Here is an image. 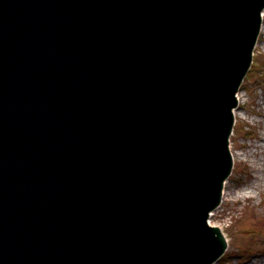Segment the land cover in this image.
Masks as SVG:
<instances>
[{"label":"water","instance_id":"1","mask_svg":"<svg viewBox=\"0 0 264 264\" xmlns=\"http://www.w3.org/2000/svg\"><path fill=\"white\" fill-rule=\"evenodd\" d=\"M264 0H0V264H212Z\"/></svg>","mask_w":264,"mask_h":264},{"label":"rangeland","instance_id":"2","mask_svg":"<svg viewBox=\"0 0 264 264\" xmlns=\"http://www.w3.org/2000/svg\"><path fill=\"white\" fill-rule=\"evenodd\" d=\"M255 53L232 136L235 168L226 184L224 202L212 217L229 240V249L217 264H230V259L241 264L247 256L264 255V127L259 121L264 120V107H258L259 100L264 102V33Z\"/></svg>","mask_w":264,"mask_h":264},{"label":"bare ground","instance_id":"3","mask_svg":"<svg viewBox=\"0 0 264 264\" xmlns=\"http://www.w3.org/2000/svg\"><path fill=\"white\" fill-rule=\"evenodd\" d=\"M263 16H264V13H263ZM262 33H264V24H263V29H262ZM238 97H239V101L241 102L242 101V95H241V91H240V93H239V95H238ZM259 105H258V107H259V110H261V108H263L264 107V102H262V100H259ZM236 115L238 116V111L236 110ZM259 121L260 122H262L263 123V127H264V120L263 119H259ZM262 139H264V135H263V137H261ZM261 149L262 150H264V147H261ZM259 185H260V183H258ZM221 226V225H220ZM222 227V226H221ZM223 228V227H222ZM233 257H235V255H232ZM230 264H235L234 262H232V259H230ZM259 260H257L256 259V263H254V261H251V263L250 264H260V262H258ZM217 264V263H216ZM245 264V263H244Z\"/></svg>","mask_w":264,"mask_h":264}]
</instances>
